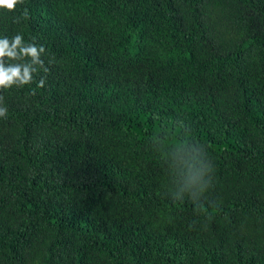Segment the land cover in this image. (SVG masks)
Here are the masks:
<instances>
[{
    "label": "trees",
    "instance_id": "trees-1",
    "mask_svg": "<svg viewBox=\"0 0 264 264\" xmlns=\"http://www.w3.org/2000/svg\"><path fill=\"white\" fill-rule=\"evenodd\" d=\"M17 34L48 71L2 93L0 264H264V0H24Z\"/></svg>",
    "mask_w": 264,
    "mask_h": 264
},
{
    "label": "clouds",
    "instance_id": "clouds-1",
    "mask_svg": "<svg viewBox=\"0 0 264 264\" xmlns=\"http://www.w3.org/2000/svg\"><path fill=\"white\" fill-rule=\"evenodd\" d=\"M24 3V0H0V10L6 12H15L17 5ZM21 18H29V11L24 8L21 17H14V22L19 23ZM45 54V48L42 45H37L34 42L25 43L22 35H15L11 39L4 37L0 38V118H7V107L4 106L5 97L2 94L6 90L13 87L23 88L26 85L33 83V74L40 69L45 72L48 69L44 65V60L41 58ZM8 58L11 61H19L5 66L4 59ZM45 85V78H41L38 82V87L43 88ZM35 95V91H32ZM182 123V122H181ZM183 125V123H182ZM195 141V140H194ZM195 143L199 146L195 155L192 167L199 163L200 167L195 177L187 187L182 188L180 192L171 194L174 200H182L183 193L187 192L197 207H202L199 201L203 195L213 186V164L208 159L206 148L198 141ZM203 157L201 160L200 157Z\"/></svg>",
    "mask_w": 264,
    "mask_h": 264
}]
</instances>
